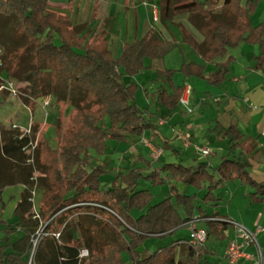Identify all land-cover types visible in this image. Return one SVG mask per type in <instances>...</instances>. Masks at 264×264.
Returning <instances> with one entry per match:
<instances>
[{
    "label": "trees",
    "instance_id": "16d2710c",
    "mask_svg": "<svg viewBox=\"0 0 264 264\" xmlns=\"http://www.w3.org/2000/svg\"><path fill=\"white\" fill-rule=\"evenodd\" d=\"M256 3L188 0L181 7L204 17L206 56L212 58L241 41L259 44L264 53V24L253 26L250 22ZM217 6L220 16H213ZM20 37L25 39L22 52L11 65L5 64L6 56L1 54L0 73H6V80L23 84L19 98L26 105L47 95L66 104L69 110L62 116H68L69 121L61 129L63 117L58 118L54 145L41 135L32 162L27 161V147L35 139L36 126L31 124L25 133L17 126L0 125V190L8 185L23 186L14 210L23 234L0 245V264H127L123 251L129 264H199L203 247L193 245L190 238L173 240L146 255L143 243L198 218L193 217L195 211L200 212L194 196L180 193L174 181L195 187L211 182L205 165L165 163L149 173L143 168L118 171L104 186L100 177L109 171L108 163L95 160L105 153L108 140L126 141L153 126L133 102L136 84H126L122 77L137 74L144 57L154 59L163 53L159 36L149 30L142 38L125 43L114 56L104 34L92 36L89 28L71 25L65 16L49 8L48 0H0V47ZM180 70L203 76L201 66L193 63H183ZM224 72L219 69L209 81L218 82ZM160 95L166 102L177 103L182 87ZM224 134L231 135L234 144L246 147L245 142L237 141L241 134L233 125ZM216 171V183L237 177L257 189L253 195L264 194V183L249 178L238 159L224 157ZM35 173V189L41 194L40 219L46 221V230L59 231V236H44L33 248L30 236L39 221L32 217L28 197ZM143 178L154 184L167 182L168 195L151 202L150 190L140 186ZM178 206L183 208V215ZM132 211L139 213L134 217ZM207 224L209 230L216 231L226 222L212 219ZM7 246L10 251H5ZM82 248L88 254L79 258Z\"/></svg>",
    "mask_w": 264,
    "mask_h": 264
},
{
    "label": "crops",
    "instance_id": "0c3cea01",
    "mask_svg": "<svg viewBox=\"0 0 264 264\" xmlns=\"http://www.w3.org/2000/svg\"><path fill=\"white\" fill-rule=\"evenodd\" d=\"M48 1L49 8L65 16L71 25L89 28L92 36L104 34L114 56L119 55L125 43L140 39L149 30H153L162 41L163 53L154 59L143 58L142 69L146 68L149 74L155 75L148 79V82L154 83L153 86L156 89L154 92L159 94L162 91L170 94L174 88L182 87L179 102H166V99L161 96V104L155 111L156 114L152 113L148 119L144 114L146 121L153 125L145 129H152V133L147 134V131L143 130L141 134L148 135L154 144H143L148 152L152 151V147H161L160 153L150 161L144 154L135 152V155L134 153L131 155L135 161H130V159H124L126 151H121L123 157L110 167L116 173L118 171L125 173L135 168H143L144 173H149L153 169H159L165 163L182 165L188 163L185 166L191 167L204 164L211 175V182L204 181L201 187L189 185L193 191L187 195H193L196 205L200 207V212L195 211L193 215L198 218H194L188 225H182L163 237H150L149 242L146 239L143 243L144 254H148V251L151 252L152 249L168 245L173 240L191 239L192 230L202 228L207 231V239L202 246L199 264H228L227 247L232 241L242 242V237L236 234L233 225L228 222V220H235L254 232L256 242L244 244L242 246L244 255L239 256L234 264H264V194L253 195L257 189L237 177L216 183L218 178L216 167L224 157L240 160L245 165V172L249 178L256 183H264V139L260 135L264 128V53L259 44L241 41L235 46L226 47L221 55L207 57V37L202 30L204 17L191 9L181 7L188 0ZM215 9L213 16H220L217 12L219 6ZM250 22L253 26L264 24V0H257L250 15ZM174 60L175 64L171 66L170 62ZM183 63L200 65L203 76L186 75L180 70ZM219 69L225 70L221 80L211 83L209 79H215L213 76ZM122 80L126 84L134 82L137 85L136 91L139 90L141 84L138 85L133 81L132 76L124 75ZM142 89L143 94L147 96V88ZM7 93L8 96H13ZM48 98V105L43 104L44 97L33 100L27 105L18 98L20 103L31 112L32 118L28 126L34 124L36 128L40 127L41 135L45 137H47L46 125H41V120H48L56 128L58 118L63 117L62 114L69 110L56 102L51 95H48ZM38 105L48 114L42 119L40 116H35ZM168 105L174 107L169 109ZM156 116L157 119H155ZM15 125L19 127L18 124ZM230 125L240 132L241 138L237 141L245 142L246 147L234 144L235 141L231 135L224 134ZM184 137H187L188 143L185 142ZM47 139L50 138L47 137ZM135 141V138L133 141L128 138L125 142L110 140L111 144L108 145V151L106 146L105 153L117 152L119 147L129 142L134 148L138 146ZM197 146H205L210 149V152L202 154L197 150ZM165 151L168 152L167 156L160 160ZM107 163H109L107 167L109 169V165L112 164L109 160ZM115 176L116 174L111 177L105 176L103 185H108ZM102 179L103 177L101 181ZM140 182L141 187L149 190V184H156L144 178ZM178 182L181 181H174L177 189ZM210 184L212 187L208 194ZM188 190L192 189L188 188ZM178 191L184 193L179 189ZM36 195V208L39 212L41 194L37 192ZM167 195L168 191L157 199L160 200ZM14 210L10 219H0L4 221L2 229L5 234L0 237V245H7L23 234L17 226ZM178 211L183 215L182 207L178 206ZM138 213L132 211L134 217ZM199 213L203 216L200 217ZM212 219H223L226 224L221 229L211 231L207 221ZM188 226H190L189 230ZM182 228L188 232L191 231V234L174 235ZM73 234L76 236L77 232L74 231ZM156 238L169 240L164 243ZM10 250V246L5 249V251ZM122 259L129 264L127 255L124 259L122 253Z\"/></svg>",
    "mask_w": 264,
    "mask_h": 264
},
{
    "label": "rangeland",
    "instance_id": "374dc122",
    "mask_svg": "<svg viewBox=\"0 0 264 264\" xmlns=\"http://www.w3.org/2000/svg\"><path fill=\"white\" fill-rule=\"evenodd\" d=\"M25 43V39L23 37L17 38V39H12V40H7L4 45L0 47V55L3 54L6 56V65H11L15 62L17 56L19 53L22 52L23 50V46ZM175 62L172 61L170 62V64H172L171 66H173V63ZM148 69L144 68L141 69L137 74L132 75L133 77V81H135L136 83H138V85H140L139 90H137V85H136V90L133 93V100L135 102V104L137 105L138 108H140L142 110V112L145 114L146 118L148 119L149 115H152V113H154V115L156 114L155 111H157L158 106L160 107L161 104V95L159 93L154 92L156 89L153 86V82H148V79H150L153 75L149 74V72H147ZM155 76V75H154ZM153 76V77H154ZM0 77L2 79V83L5 82L6 79H8V77L6 76V73L3 71L2 73H0ZM19 89L18 94L14 95V97L12 96H8L7 94V90L5 88H1L0 93V125L2 126H10V125H15L18 124V126L22 129L26 128V127H30V125L28 126V122L31 120L32 116H31V112L29 110H27L23 104L20 103V101L18 100L20 92L23 90V84L22 83H18V82H14ZM147 88L148 90V95L145 96L143 94V89L142 88ZM45 99L48 98V95L44 97ZM58 105V104H56ZM63 107H66V104H63ZM48 109V108H47ZM50 110V109H49ZM51 111V110H50ZM50 113V112H49ZM35 116H40V118L42 119V117H45L46 114L40 107V105L37 106V110L35 111ZM68 116L63 117L62 120V124H61V129L65 128L68 124ZM157 119V116L156 118ZM153 119V120H155ZM156 122V121H155ZM41 125H46V129L45 132L47 134V137H49L50 139L49 142L51 145L55 144L56 141V133H55V127L49 123L48 120H41ZM156 124V123H155ZM16 126V125H15ZM147 131V134L152 133V129H144ZM41 133H42V129L40 127L36 128V132H35V142L38 145V141L41 139ZM46 137V138H47ZM130 139V141L134 140L135 138V142H137L138 146H134L132 143H128V144H123L122 147H119L117 152H109V153H104L102 155H98L96 156L95 160L97 162H100V160L102 162H111L112 165H109V171L105 172L104 174H102L101 178L102 182L104 183V178L105 176L107 177V175H109L110 177L113 176L114 174H117L116 171H112V169H110V167H112L114 165V163L117 162V160L119 158L123 157V154H121V151H126V153L124 154V159H130V161H135V159L131 156L135 155V152H140V154H144L145 157L152 161L153 157H154V152H148L146 147L144 146L143 143H145V141L148 144H154L149 138L148 135H140V136H136V137H128ZM127 138V139H128ZM109 143L106 144L107 146V150L108 151V145L111 144L110 140L108 141ZM125 142V141H124ZM127 143V142H126ZM110 147V146H109ZM158 148V147H157ZM161 148V147H160ZM37 149V147H36ZM168 152H164L163 155L161 156V159H164L165 156H167ZM123 159V160H124ZM126 161V160H124ZM176 161V159H175ZM158 162V161H157ZM109 164V163H108ZM185 165H187L188 163H183ZM108 167V166H107ZM40 171H38L39 173ZM39 175H43L42 173ZM179 187L178 189L181 192H184L185 194H190L193 191V188L189 185L183 184L181 182H178ZM168 185L169 184H161V183H157L155 185L149 184L151 193L153 194L152 198H151V202H155L157 201L158 197H162L164 196L167 191H168ZM192 189L191 191L188 190ZM22 192V186L19 184H15V185H9L6 186L3 190H0V219L2 220H8L12 217L13 214V210L14 207L17 203V201L20 198V194ZM37 193V192H36ZM37 198V195H35V199ZM36 204H37V200H35ZM42 222L44 223L45 221L43 219H41ZM3 222L4 221H0V237L4 236V231L2 229L3 226ZM188 226V230H189ZM191 234V231L188 232L187 230H185V228L180 229L179 231L177 230V232L174 235H187V234ZM190 236V235H189ZM157 240H161L164 243H167L169 239H158ZM150 239H147V242H149ZM153 250V249H152ZM150 252V251H148ZM127 255L126 251H123V258L125 259ZM127 260V259H126Z\"/></svg>",
    "mask_w": 264,
    "mask_h": 264
},
{
    "label": "built area",
    "instance_id": "2783aa9c",
    "mask_svg": "<svg viewBox=\"0 0 264 264\" xmlns=\"http://www.w3.org/2000/svg\"><path fill=\"white\" fill-rule=\"evenodd\" d=\"M1 88H5L9 92V94H11L13 96L18 94V92H19L18 86L11 80H5V82L0 86V89ZM182 101H184V100H182ZM43 104L48 105L49 104V98H46V99L44 98ZM11 126L14 127L15 125H11ZM29 129H30V127H26L23 129V132L28 133ZM260 135H261L262 139H264V128H262ZM184 140L186 143L189 142L187 137H184ZM145 143L148 144L146 141H145ZM35 148H36V142L34 139L33 141L29 142L28 147H27L28 154H29L27 161H29V162L33 161ZM196 148L202 154H208L210 152V149H208L205 146H197ZM152 151L155 154L154 156H156L160 153L161 150H160V148L152 147ZM34 181H35L34 187L32 188L31 194L28 197V199L32 205V213H33L32 217L35 219H38V221H39V227L30 236V241L32 243L33 248L36 246L38 240L44 236H53L55 238H57L59 236V231L46 230L45 229L46 221L43 223L42 220L40 219V215H39V212L36 208V203H35L36 173L34 174ZM228 222L233 225V227L236 231V234L242 237V242L232 241L226 249V256L228 259V264H234L235 260L239 256L244 255V253L242 251V246L244 244H248V243H252V242L254 243V242H256V239L254 236V232L250 231L248 228H246L240 222L235 221V220H228ZM206 239H207V234H206L205 229L196 228V229L192 230L190 241L193 245L203 246ZM33 251H32V253H33ZM87 254H88L87 249L82 248L79 250V258L85 257Z\"/></svg>",
    "mask_w": 264,
    "mask_h": 264
}]
</instances>
